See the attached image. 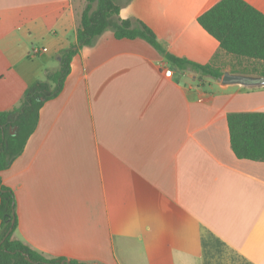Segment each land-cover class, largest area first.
I'll return each mask as SVG.
<instances>
[{
    "label": "crops",
    "instance_id": "obj_1",
    "mask_svg": "<svg viewBox=\"0 0 264 264\" xmlns=\"http://www.w3.org/2000/svg\"><path fill=\"white\" fill-rule=\"evenodd\" d=\"M141 1L121 6L120 18L144 21L168 53L199 64L227 55L198 23L221 0H192L194 34L212 39L187 52L171 41L178 14L168 6L160 19ZM245 1L264 13L258 0ZM86 5L0 0L1 112L59 68ZM238 112H264V86L200 83L145 40L106 32L74 57L64 91L1 174L16 197L14 238L86 264H264V163L235 155L228 115Z\"/></svg>",
    "mask_w": 264,
    "mask_h": 264
},
{
    "label": "trees",
    "instance_id": "obj_2",
    "mask_svg": "<svg viewBox=\"0 0 264 264\" xmlns=\"http://www.w3.org/2000/svg\"><path fill=\"white\" fill-rule=\"evenodd\" d=\"M118 0H87L77 42L58 54L59 68L49 71L44 80L29 86L18 107L0 111V264H86L66 257H46L14 234L19 226L14 191L3 183L6 171L24 152L38 128L44 105L59 97L72 71V62L84 47L93 46L100 36L113 31L118 39H143L164 58L185 73L197 76L198 82L212 78L221 82L223 69L217 66L219 55L211 63L199 64L168 53L155 31L144 21L121 19ZM200 26L214 37L228 55L259 62L261 69L252 72L264 77V13L245 0H221L198 18ZM231 146L238 159L264 163V112H238L228 115ZM17 127L16 134L11 129ZM68 264V263H67Z\"/></svg>",
    "mask_w": 264,
    "mask_h": 264
},
{
    "label": "rangeland",
    "instance_id": "obj_3",
    "mask_svg": "<svg viewBox=\"0 0 264 264\" xmlns=\"http://www.w3.org/2000/svg\"><path fill=\"white\" fill-rule=\"evenodd\" d=\"M133 2L134 0H118V3L121 6H124L126 4L130 5ZM191 2L192 0H142L139 3V7H141L143 10L146 4H153L155 7L154 11L156 13L158 12L159 18L163 20H166L168 18V16L162 15L164 9H166L168 6L171 8L168 11L169 15L173 14V12L178 14L177 18L172 22L170 27V32L173 35L171 41L178 44L181 50L183 48L185 52H187L194 50V47L202 43L205 38L212 39L204 30L200 31L198 35L194 34V29L191 27V21L196 10L195 12H193ZM258 2H260L262 6H264V0H258ZM167 32V28L160 31L159 40L161 42H167V39L169 38ZM188 41H190L189 44H187ZM217 61H224L225 65L229 68L232 67L233 69H235L237 68V66H240L241 69H246L252 72H256L255 70L261 69L263 67L259 62L237 58L228 54L224 56L220 54ZM206 79L210 80L212 78ZM205 87L207 90H210L209 85ZM213 89L214 92L221 91V88L218 85H214ZM235 89H238L237 86H232L228 88V91H234Z\"/></svg>",
    "mask_w": 264,
    "mask_h": 264
},
{
    "label": "water",
    "instance_id": "obj_4",
    "mask_svg": "<svg viewBox=\"0 0 264 264\" xmlns=\"http://www.w3.org/2000/svg\"><path fill=\"white\" fill-rule=\"evenodd\" d=\"M222 85H241L244 87H256V86H264V77L255 76V75H240V74H232L230 72H225L222 78ZM17 127L11 129V133L13 135L16 134ZM69 264V262H62L61 264Z\"/></svg>",
    "mask_w": 264,
    "mask_h": 264
},
{
    "label": "built area",
    "instance_id": "obj_5",
    "mask_svg": "<svg viewBox=\"0 0 264 264\" xmlns=\"http://www.w3.org/2000/svg\"><path fill=\"white\" fill-rule=\"evenodd\" d=\"M45 51H47V50H45ZM37 53H39V51H37ZM166 74L170 76L171 71L166 72Z\"/></svg>",
    "mask_w": 264,
    "mask_h": 264
}]
</instances>
